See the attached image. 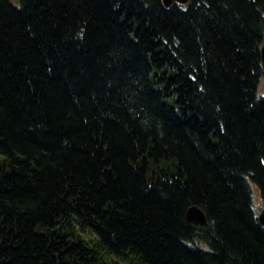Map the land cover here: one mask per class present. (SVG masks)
Listing matches in <instances>:
<instances>
[{
  "label": "trees",
  "instance_id": "obj_1",
  "mask_svg": "<svg viewBox=\"0 0 264 264\" xmlns=\"http://www.w3.org/2000/svg\"><path fill=\"white\" fill-rule=\"evenodd\" d=\"M263 39L264 0H0V264H264Z\"/></svg>",
  "mask_w": 264,
  "mask_h": 264
},
{
  "label": "water",
  "instance_id": "obj_2",
  "mask_svg": "<svg viewBox=\"0 0 264 264\" xmlns=\"http://www.w3.org/2000/svg\"><path fill=\"white\" fill-rule=\"evenodd\" d=\"M166 5H170L173 1H177L180 3H186L188 0H163ZM261 61L262 65L264 66V40L261 46ZM186 217L187 219L195 224H200V225H206L207 224V219L206 215L203 212L201 208H199L196 205L190 206L187 211H186ZM259 220L261 223L264 224V208L261 210L259 216Z\"/></svg>",
  "mask_w": 264,
  "mask_h": 264
},
{
  "label": "rangeland",
  "instance_id": "obj_3",
  "mask_svg": "<svg viewBox=\"0 0 264 264\" xmlns=\"http://www.w3.org/2000/svg\"><path fill=\"white\" fill-rule=\"evenodd\" d=\"M262 87H263V84L261 83V88H262ZM259 91H261V89H260ZM257 194H258V193H257V190L254 189V195H255V200H256L255 203H256V204H257V202H258V196H257ZM261 210H262V209H261ZM261 210H260V211H261Z\"/></svg>",
  "mask_w": 264,
  "mask_h": 264
}]
</instances>
